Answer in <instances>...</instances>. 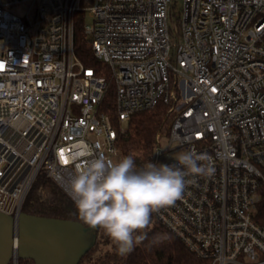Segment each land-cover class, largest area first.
<instances>
[{
  "label": "built area",
  "instance_id": "2783aa9c",
  "mask_svg": "<svg viewBox=\"0 0 264 264\" xmlns=\"http://www.w3.org/2000/svg\"><path fill=\"white\" fill-rule=\"evenodd\" d=\"M177 2L0 0V212L18 218L41 170L69 195L77 153L122 158L123 125L163 104L153 162L194 150L214 172L153 216L209 264H264V0ZM82 11L110 81L77 56Z\"/></svg>",
  "mask_w": 264,
  "mask_h": 264
},
{
  "label": "clouds",
  "instance_id": "9594fccd",
  "mask_svg": "<svg viewBox=\"0 0 264 264\" xmlns=\"http://www.w3.org/2000/svg\"><path fill=\"white\" fill-rule=\"evenodd\" d=\"M76 156L82 163L70 181L69 195L79 220L103 229L122 256L145 239L138 233L148 228L154 212L182 198L190 177L214 172L209 158L194 150L179 153L173 164L149 161L141 167L132 155L113 160L84 149Z\"/></svg>",
  "mask_w": 264,
  "mask_h": 264
},
{
  "label": "trees",
  "instance_id": "16d2710c",
  "mask_svg": "<svg viewBox=\"0 0 264 264\" xmlns=\"http://www.w3.org/2000/svg\"><path fill=\"white\" fill-rule=\"evenodd\" d=\"M86 15V11H82L76 19L75 48L77 56L86 66L96 67L103 71L110 81L108 68L94 58L91 41L84 32ZM114 91V85L110 82V89L106 100H104V110L119 126ZM170 121L168 107L163 104L158 105L155 109L134 114L127 123V132L120 136L121 154L123 156L132 155L136 159L138 167L149 161L153 162L156 136L168 130ZM22 212L82 223L72 198L44 170H41L36 177L24 201ZM138 234L144 235L145 239L137 243L131 252L122 256L117 253L104 230L99 228L96 245L85 255L80 264L90 259V255L99 247L108 249L104 253L101 252L97 258V264H209L207 260L199 258L191 252L184 242L160 223L153 214L148 228ZM156 237L161 238L160 242H154ZM18 264H34V262L29 259H19Z\"/></svg>",
  "mask_w": 264,
  "mask_h": 264
},
{
  "label": "water",
  "instance_id": "95a60500",
  "mask_svg": "<svg viewBox=\"0 0 264 264\" xmlns=\"http://www.w3.org/2000/svg\"><path fill=\"white\" fill-rule=\"evenodd\" d=\"M82 223L20 212H0V264H80L96 245L97 231Z\"/></svg>",
  "mask_w": 264,
  "mask_h": 264
},
{
  "label": "rangeland",
  "instance_id": "374dc122",
  "mask_svg": "<svg viewBox=\"0 0 264 264\" xmlns=\"http://www.w3.org/2000/svg\"><path fill=\"white\" fill-rule=\"evenodd\" d=\"M182 3H183V0H178L177 2V6H176V9L175 11L176 12H179L181 11L182 9ZM85 22L87 24L91 23L92 22V18L90 17L89 14L86 15V20ZM125 128L128 126L127 125H123ZM176 156H175V153H171L168 155V158L169 159H174ZM108 248L107 247H99V248H96V250L90 255V259H88L87 261H85L83 264H97L98 263V257L100 256L101 252L104 253Z\"/></svg>",
  "mask_w": 264,
  "mask_h": 264
},
{
  "label": "snow or ice",
  "instance_id": "6c2138e0",
  "mask_svg": "<svg viewBox=\"0 0 264 264\" xmlns=\"http://www.w3.org/2000/svg\"><path fill=\"white\" fill-rule=\"evenodd\" d=\"M60 156H61V159L64 160L65 163H67V159H66V157L64 156V154H63V153H60Z\"/></svg>",
  "mask_w": 264,
  "mask_h": 264
}]
</instances>
